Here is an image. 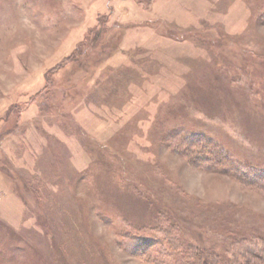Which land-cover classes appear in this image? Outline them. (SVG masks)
I'll list each match as a JSON object with an SVG mask.
<instances>
[{
  "label": "rangeland",
  "instance_id": "obj_1",
  "mask_svg": "<svg viewBox=\"0 0 264 264\" xmlns=\"http://www.w3.org/2000/svg\"><path fill=\"white\" fill-rule=\"evenodd\" d=\"M191 244L264 260V0H0V264Z\"/></svg>",
  "mask_w": 264,
  "mask_h": 264
},
{
  "label": "trees",
  "instance_id": "obj_2",
  "mask_svg": "<svg viewBox=\"0 0 264 264\" xmlns=\"http://www.w3.org/2000/svg\"><path fill=\"white\" fill-rule=\"evenodd\" d=\"M198 156L197 154L195 155ZM213 163V162H212ZM169 234V231L167 232ZM169 238V236L167 235ZM237 239V238H236ZM239 242V240L237 239ZM177 242L181 243L177 240ZM188 251L186 250V255H178L177 261L179 264H248L247 262H242L240 255L245 254L240 249H233L231 257H227L226 255H223L220 253V251L216 250V248H201L195 245H192L188 247ZM248 256V255H247ZM251 256V254L249 255ZM248 256V257H249ZM260 263L257 264H264V260L262 257L256 256ZM249 264H252L251 261ZM256 264V263H255Z\"/></svg>",
  "mask_w": 264,
  "mask_h": 264
}]
</instances>
